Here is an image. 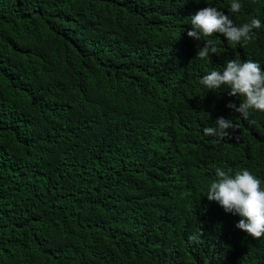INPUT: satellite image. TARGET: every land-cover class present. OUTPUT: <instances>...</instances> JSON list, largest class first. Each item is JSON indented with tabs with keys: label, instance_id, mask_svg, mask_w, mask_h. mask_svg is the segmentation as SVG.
I'll use <instances>...</instances> for the list:
<instances>
[{
	"label": "trees",
	"instance_id": "1",
	"mask_svg": "<svg viewBox=\"0 0 264 264\" xmlns=\"http://www.w3.org/2000/svg\"><path fill=\"white\" fill-rule=\"evenodd\" d=\"M231 2L0 0V264H264V237L206 198L216 167L264 189V113L200 83L264 71V0ZM208 6L261 28L198 59ZM220 117L238 129L205 135Z\"/></svg>",
	"mask_w": 264,
	"mask_h": 264
},
{
	"label": "clouds",
	"instance_id": "2",
	"mask_svg": "<svg viewBox=\"0 0 264 264\" xmlns=\"http://www.w3.org/2000/svg\"><path fill=\"white\" fill-rule=\"evenodd\" d=\"M241 8L239 0H232V13H239ZM190 23L188 37L205 42L204 47L198 50L196 58L205 61L219 53L216 43L211 39L214 33L222 34L232 44H239L241 41L251 40L254 30L261 28L258 18H252L250 22L237 26L229 16L210 6L199 10L190 18ZM225 63L223 71L211 70L203 76L200 83L212 92L222 91L226 87L229 95L242 98L238 108L234 104L228 107L240 113V117L244 119L248 118L250 111L264 113V71L260 65L251 60L241 62L236 59ZM215 125V128H205L204 134L223 139L229 135V129H238L233 120L224 117L218 118ZM215 176L216 179L209 186L207 200L217 202L225 213L241 217L236 228L249 237H264V189L261 188V181L247 169L233 173L231 169L216 167ZM189 239L194 240L196 237L190 236Z\"/></svg>",
	"mask_w": 264,
	"mask_h": 264
}]
</instances>
